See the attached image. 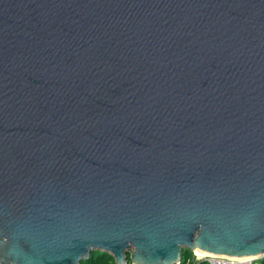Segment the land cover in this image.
<instances>
[{
  "label": "water",
  "instance_id": "obj_1",
  "mask_svg": "<svg viewBox=\"0 0 264 264\" xmlns=\"http://www.w3.org/2000/svg\"><path fill=\"white\" fill-rule=\"evenodd\" d=\"M183 250L264 256V0H0V264Z\"/></svg>",
  "mask_w": 264,
  "mask_h": 264
},
{
  "label": "built area",
  "instance_id": "obj_2",
  "mask_svg": "<svg viewBox=\"0 0 264 264\" xmlns=\"http://www.w3.org/2000/svg\"><path fill=\"white\" fill-rule=\"evenodd\" d=\"M197 262H208L209 264H264V256L250 257L246 260H237L229 256L203 255L199 252H192ZM130 264V263H129Z\"/></svg>",
  "mask_w": 264,
  "mask_h": 264
},
{
  "label": "trees",
  "instance_id": "obj_3",
  "mask_svg": "<svg viewBox=\"0 0 264 264\" xmlns=\"http://www.w3.org/2000/svg\"><path fill=\"white\" fill-rule=\"evenodd\" d=\"M82 264H116L114 257L105 252H94L90 259L83 261ZM131 264V263H130ZM180 264H209L208 262L195 261L194 255L190 250H183Z\"/></svg>",
  "mask_w": 264,
  "mask_h": 264
},
{
  "label": "bare ground",
  "instance_id": "obj_4",
  "mask_svg": "<svg viewBox=\"0 0 264 264\" xmlns=\"http://www.w3.org/2000/svg\"><path fill=\"white\" fill-rule=\"evenodd\" d=\"M203 255H206V253H202ZM233 258H235V259H237V260H246V258H238V257H233Z\"/></svg>",
  "mask_w": 264,
  "mask_h": 264
},
{
  "label": "snow or ice",
  "instance_id": "obj_5",
  "mask_svg": "<svg viewBox=\"0 0 264 264\" xmlns=\"http://www.w3.org/2000/svg\"><path fill=\"white\" fill-rule=\"evenodd\" d=\"M239 254V253H238Z\"/></svg>",
  "mask_w": 264,
  "mask_h": 264
}]
</instances>
